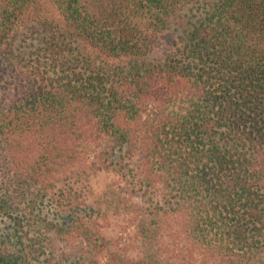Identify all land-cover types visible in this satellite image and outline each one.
<instances>
[{
	"label": "trees",
	"instance_id": "1",
	"mask_svg": "<svg viewBox=\"0 0 264 264\" xmlns=\"http://www.w3.org/2000/svg\"><path fill=\"white\" fill-rule=\"evenodd\" d=\"M123 157L162 264H264V0H0V218L66 233L54 182Z\"/></svg>",
	"mask_w": 264,
	"mask_h": 264
},
{
	"label": "rangeland",
	"instance_id": "2",
	"mask_svg": "<svg viewBox=\"0 0 264 264\" xmlns=\"http://www.w3.org/2000/svg\"><path fill=\"white\" fill-rule=\"evenodd\" d=\"M92 149L88 148L82 156L94 158ZM134 161L123 157L121 163L107 168L97 158L89 169L73 171L54 182L39 205L41 218L48 219L40 223H58L68 232L59 236L45 233L38 244L34 240L35 228L24 218V228L18 235L25 243L26 239L34 240V264H162L167 256L163 248L166 242L158 225L154 227L156 235L137 231L139 219H149L153 211L148 193L130 184L127 174ZM16 222L0 218V242L4 240L9 247L18 244ZM8 235L10 238L4 239Z\"/></svg>",
	"mask_w": 264,
	"mask_h": 264
}]
</instances>
